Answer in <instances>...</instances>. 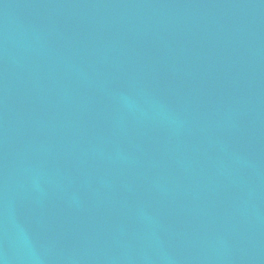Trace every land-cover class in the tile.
Returning <instances> with one entry per match:
<instances>
[{
  "label": "water",
  "instance_id": "95a60500",
  "mask_svg": "<svg viewBox=\"0 0 264 264\" xmlns=\"http://www.w3.org/2000/svg\"><path fill=\"white\" fill-rule=\"evenodd\" d=\"M0 264H264V0H0Z\"/></svg>",
  "mask_w": 264,
  "mask_h": 264
}]
</instances>
